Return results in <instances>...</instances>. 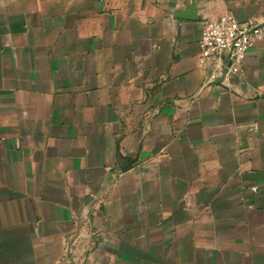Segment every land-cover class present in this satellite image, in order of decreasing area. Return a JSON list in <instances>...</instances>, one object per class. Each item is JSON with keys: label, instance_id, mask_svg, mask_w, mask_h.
I'll return each instance as SVG.
<instances>
[{"label": "crops", "instance_id": "obj_1", "mask_svg": "<svg viewBox=\"0 0 264 264\" xmlns=\"http://www.w3.org/2000/svg\"><path fill=\"white\" fill-rule=\"evenodd\" d=\"M226 13L264 0H0V264H264V40L199 62Z\"/></svg>", "mask_w": 264, "mask_h": 264}, {"label": "built area", "instance_id": "obj_2", "mask_svg": "<svg viewBox=\"0 0 264 264\" xmlns=\"http://www.w3.org/2000/svg\"><path fill=\"white\" fill-rule=\"evenodd\" d=\"M264 40V13L239 20L231 13L205 18L199 39L201 65L210 64L207 84L225 83L239 72L250 47ZM257 191V186L251 187Z\"/></svg>", "mask_w": 264, "mask_h": 264}]
</instances>
